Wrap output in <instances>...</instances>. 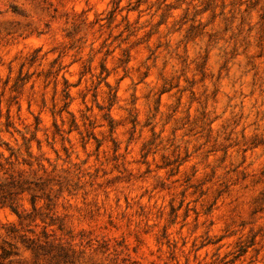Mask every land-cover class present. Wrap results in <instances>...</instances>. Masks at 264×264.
<instances>
[{"label":"rangeland","instance_id":"rangeland-1","mask_svg":"<svg viewBox=\"0 0 264 264\" xmlns=\"http://www.w3.org/2000/svg\"><path fill=\"white\" fill-rule=\"evenodd\" d=\"M24 138L55 220L0 207V264H264V0H0V153ZM49 223V253L7 234Z\"/></svg>","mask_w":264,"mask_h":264},{"label":"trees","instance_id":"trees-1","mask_svg":"<svg viewBox=\"0 0 264 264\" xmlns=\"http://www.w3.org/2000/svg\"><path fill=\"white\" fill-rule=\"evenodd\" d=\"M10 123L7 124L9 129ZM24 146L28 159L22 152V148H14L6 143L7 149L10 150L9 156H3L0 153L2 159H0V207H9L18 217L19 224L23 226L25 220L30 219L33 222L37 221L40 217L43 222H46L47 218H50L51 223L54 222L55 218L49 212L45 215L39 212V207H45L49 210L52 206L53 200V187H49L51 183L50 174L42 161L35 156L32 150V139L24 138ZM39 148H40V142ZM36 160L37 168H34ZM28 166L29 171L25 170L21 166ZM43 171L39 174V171ZM40 192V193H39ZM24 193L30 194V202L32 204L33 212L25 213L26 209L22 208L20 204V195ZM45 200L47 203L44 205H38L41 200ZM47 224L43 227L42 235L28 237L26 234L19 233V229L16 226H11L7 229V234L13 237L19 238L22 242L26 243L29 248L33 251L38 252L43 249L47 253L51 252V249H46V245L42 243V238L45 240L44 243H48V239L51 236L47 231ZM36 225H38L36 223ZM31 232H34L33 230ZM53 244H50L52 246ZM13 255H17V252L0 244V260L3 261ZM59 258L67 260L68 254L65 250H59L57 254Z\"/></svg>","mask_w":264,"mask_h":264}]
</instances>
